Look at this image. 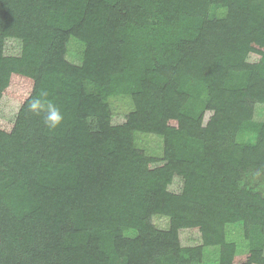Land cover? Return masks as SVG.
Masks as SVG:
<instances>
[{"label":"trees","instance_id":"trees-1","mask_svg":"<svg viewBox=\"0 0 264 264\" xmlns=\"http://www.w3.org/2000/svg\"><path fill=\"white\" fill-rule=\"evenodd\" d=\"M259 105L264 0H0V264H264Z\"/></svg>","mask_w":264,"mask_h":264},{"label":"rangeland","instance_id":"rangeland-1","mask_svg":"<svg viewBox=\"0 0 264 264\" xmlns=\"http://www.w3.org/2000/svg\"><path fill=\"white\" fill-rule=\"evenodd\" d=\"M82 50L83 47L81 43L76 39H71L68 47V60L73 63L80 64ZM107 101L114 113L119 116L133 110V103L127 95L111 97ZM254 119L256 122L264 121L263 105L257 106ZM243 138L246 142H253L255 140V135L247 133ZM136 144L140 149L146 151L150 155L161 156L163 154V140L159 136L149 134L137 135ZM155 220L157 226L160 228H166L168 225L167 219L165 218H156ZM243 238V233L239 227H232L229 230L228 239L238 243V250L240 253H245L247 250L246 242L243 241ZM204 264H218V253L215 249H211L207 252Z\"/></svg>","mask_w":264,"mask_h":264},{"label":"clouds","instance_id":"clouds-1","mask_svg":"<svg viewBox=\"0 0 264 264\" xmlns=\"http://www.w3.org/2000/svg\"><path fill=\"white\" fill-rule=\"evenodd\" d=\"M28 108L36 115L44 113L42 123L49 130H54L63 123L64 115L61 109L48 99L46 90H41L37 96L32 98L28 103Z\"/></svg>","mask_w":264,"mask_h":264}]
</instances>
